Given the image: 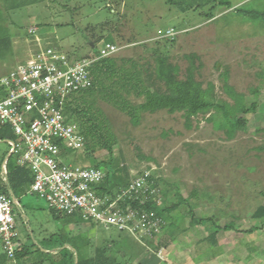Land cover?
I'll use <instances>...</instances> for the list:
<instances>
[{"label": "rangeland", "instance_id": "1", "mask_svg": "<svg viewBox=\"0 0 264 264\" xmlns=\"http://www.w3.org/2000/svg\"><path fill=\"white\" fill-rule=\"evenodd\" d=\"M108 40L117 47L113 66L95 63L94 88L70 106L80 132L97 122L100 132L84 134L85 152L66 150V162L95 165L107 155L106 138L122 182L130 169L148 170L160 187L158 208L178 206L162 215L161 233L144 246L112 228L54 219L26 187L13 194L20 203L14 218L18 241L31 254L0 263L70 264L59 243L76 259L68 244L75 241L88 258L104 250L119 264H175L179 256L187 263L264 264V218L252 217L264 206V0H0V74L29 59L38 42L78 58ZM159 56L179 82L190 73L202 90L212 88L215 107L189 120L183 112L137 110L132 121L122 101L137 106L146 90L166 92L155 76ZM225 85L257 103L232 138L220 118L222 103L233 104ZM11 137L0 128V186L7 191L3 170L16 167L14 159L4 164ZM191 214L209 220L192 226ZM226 224L234 230L219 231L216 245L206 241L213 226Z\"/></svg>", "mask_w": 264, "mask_h": 264}, {"label": "built area", "instance_id": "2", "mask_svg": "<svg viewBox=\"0 0 264 264\" xmlns=\"http://www.w3.org/2000/svg\"><path fill=\"white\" fill-rule=\"evenodd\" d=\"M37 45L29 59L0 74V128L12 135L6 141L4 164L14 159L28 170L32 181L27 193L41 199L48 210L115 229L146 246L164 225L161 217L144 208L159 204L160 187L151 172L130 169L124 186L104 191L100 187L107 178L105 169L65 159L66 150L85 152L84 136L66 106L71 97L93 87L92 66L112 56L117 47L103 42L94 54L77 58L48 44ZM19 205L18 198L0 186V254L9 260L20 245L14 218Z\"/></svg>", "mask_w": 264, "mask_h": 264}, {"label": "trees", "instance_id": "3", "mask_svg": "<svg viewBox=\"0 0 264 264\" xmlns=\"http://www.w3.org/2000/svg\"><path fill=\"white\" fill-rule=\"evenodd\" d=\"M189 8L190 6H188L186 9H183V11H186ZM108 42L110 43V40H108ZM3 45L5 46L8 45V40H6V42ZM100 62H101L100 67L105 65L106 67L111 68L113 66L109 58H104L100 60ZM91 72L93 71L91 70ZM155 76L159 81H161L165 85L166 92L146 90L142 94L144 98L143 103L137 106L129 105L124 101L121 102L120 109L126 112L129 116H131L132 121H136L135 112L137 110L143 112H149V113H154L159 110H166L171 113L183 112L185 118L189 120L190 118L195 117L198 114L208 113L210 110H212L215 107L212 88H207L205 90H202L200 85L196 83L192 74L190 73L187 75L184 82H179L174 76V70L170 65L167 64V61L164 57L159 56L156 59ZM129 79L131 80L135 79V76L132 75ZM93 88H94V83L92 88L84 92H81L77 95L88 92ZM223 90L225 94L228 96V98L232 100L233 104H229L227 102L222 103L220 108L221 110L220 118L222 122L225 123L228 127L227 137L232 138L235 134V130L237 126L246 125L247 120L244 118V116L256 112L257 103L256 101H253L247 104L245 102L244 97L241 94L235 93L233 89H231L227 85L224 86ZM77 95L71 97V101L68 102L66 106V113L69 115L70 118H71L70 114L72 111L70 106L74 97H76ZM209 120L214 121L213 118H210ZM100 129H101V124L99 122H97V125L91 123L89 128H87L84 133L83 131L81 133L83 134V136L84 134L98 135ZM99 139H101V137ZM102 142H103L102 146L107 150V155L99 159L95 165H90V166H94L106 170L107 178L100 187V190L111 191L114 188L124 186L128 182V180L122 182V180L115 175L114 171L111 168L113 161L111 149L109 146L106 145V143H109V141L106 138H103ZM9 160L10 159L7 160L6 164L9 163ZM6 179H7L9 191L5 189L4 190L6 192H11L12 194H14V192H22L26 187L29 188V185L32 181L31 175L28 172V170L18 167L17 165L15 169H11L10 171L8 170L6 172ZM177 206L178 205H173L168 209H160L158 208L157 204L151 202L145 205L144 208L146 210L152 211L156 216L162 218V215L165 212L170 213L171 211L176 209ZM49 212L54 219H59V216H62L63 218L68 220L73 219L82 222L70 216L59 215L52 210H49ZM252 217L254 219L261 221L264 218V206H258L254 210ZM208 220L209 219L195 218L191 214L190 223L192 226H194V225H199L200 223H204ZM262 223L264 224V220L262 221ZM213 227H214L213 231L206 237V241L210 242L213 245H216L217 243L216 235L219 231L227 232L234 230V226L231 224H226L223 227H218V226H213ZM59 242H61V240ZM59 244L61 249H63L64 256L68 258L70 264H119V262L115 257L106 255L104 250H98L95 258H88L82 252L81 247L78 246L75 241H73L71 244L68 243L71 249L73 250L74 254H76V259H74L65 250L64 248L65 243H59ZM30 254H31L30 248L22 246L20 244L19 247L15 250L13 259L9 260L2 254H0V257H5L6 260L12 262H20L21 260L27 258Z\"/></svg>", "mask_w": 264, "mask_h": 264}, {"label": "crops", "instance_id": "4", "mask_svg": "<svg viewBox=\"0 0 264 264\" xmlns=\"http://www.w3.org/2000/svg\"><path fill=\"white\" fill-rule=\"evenodd\" d=\"M161 249V252L162 251H164V249L163 248H160ZM160 249L158 250V251H160ZM168 253V252H167ZM162 254V253H161ZM170 254V253H169ZM174 257H176V256H174ZM173 257V259H176V258H174ZM184 259L182 258V256L180 257L179 256V260L177 261V262H175V264H211V263H208V262H205V263H198V262H189V263H187V262H184L183 261ZM162 263V262H161ZM160 262H154V263H149V262H145V260H143V262L141 263V264H161ZM168 264H173V263H170V262H168Z\"/></svg>", "mask_w": 264, "mask_h": 264}]
</instances>
